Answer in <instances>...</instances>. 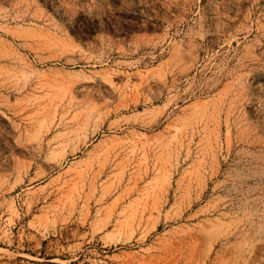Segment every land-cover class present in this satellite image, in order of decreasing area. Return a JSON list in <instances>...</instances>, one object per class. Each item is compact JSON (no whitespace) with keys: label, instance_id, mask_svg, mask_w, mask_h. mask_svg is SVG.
Returning a JSON list of instances; mask_svg holds the SVG:
<instances>
[{"label":"rangeland","instance_id":"obj_1","mask_svg":"<svg viewBox=\"0 0 264 264\" xmlns=\"http://www.w3.org/2000/svg\"><path fill=\"white\" fill-rule=\"evenodd\" d=\"M0 264H264V0H0Z\"/></svg>","mask_w":264,"mask_h":264}]
</instances>
